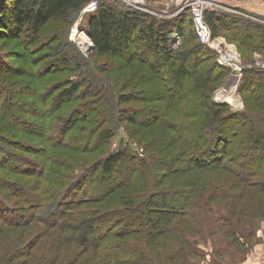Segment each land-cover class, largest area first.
Returning a JSON list of instances; mask_svg holds the SVG:
<instances>
[{
	"label": "trees",
	"instance_id": "trees-1",
	"mask_svg": "<svg viewBox=\"0 0 264 264\" xmlns=\"http://www.w3.org/2000/svg\"><path fill=\"white\" fill-rule=\"evenodd\" d=\"M89 1L0 0V37L15 38L16 35L21 36L24 33L27 38L22 41L21 53L23 57L29 58L31 53L35 52L34 42L42 39L45 42L40 40L38 45L44 46L43 51L40 54L38 51L32 61L40 62L45 57L51 59L39 72L42 75L38 76L44 77L41 80L27 81V78H21L14 72L3 77L0 85L8 88L0 89V122L14 124L11 114L31 109L36 104L34 97L41 96V100H44V97L51 95L59 100L49 112L29 110L35 120L20 121L27 126L17 128L16 132L12 131V137L4 135L7 128L0 123V154H6L5 157L10 159L11 163L7 165L0 159V188L5 191L0 192V228L5 231L8 226L16 225L15 227L19 226L23 230L27 225L20 226L16 222L19 221L18 218L24 216L25 222L37 220L53 225L64 242H76L79 246L76 247L75 254L84 255L91 252L93 255L89 257L91 260L83 264L93 263L94 256L98 255L101 259L114 252L117 254L111 264H157L147 249L157 251L155 243H163V237L174 230L176 217L187 212L186 204L191 195L187 186L194 181L185 177L180 181L181 185L176 181L177 185L170 188L172 185H168L164 180L184 173L188 176L189 171L193 170L199 172L223 170L236 179L233 185L250 187L264 196V127L260 126L261 122L259 124L258 118L253 117L250 112H230L225 103L218 104L211 99L215 88L213 82L223 79L227 74L229 76L231 69L220 65L216 60L217 53L208 44L199 40L193 15L188 9L159 19L130 8L118 0H101L98 9L87 14L89 15L87 32L93 41L95 53L105 55L113 62L124 57L121 58L126 62L122 63L124 66L136 58H145L138 54L139 51L133 50L139 40L145 39L152 49L158 50L165 57L168 68L165 73L167 86L166 92L159 89L160 96L167 95L168 99L179 104H173L176 110L170 114L167 109L148 110L141 123L165 125L167 122L166 128L169 133L163 134L166 142L171 144L181 142L185 147L178 150L174 157L164 152L162 158L155 160L148 156L140 158L120 149L95 158L96 160L91 163L90 157L86 154L96 148L103 150L107 148L115 133L108 124H102L101 121H97L95 126L88 123L78 124L87 118L85 114L80 117L75 112L78 109L75 106L81 104L77 103L78 99L86 96L83 103L87 104L93 99L90 96L95 95V99L100 96H97L100 93L98 88L92 89L90 86L88 90L83 89V85L94 83L95 87L97 85L95 82H98L99 78L94 74L89 76L87 68L82 67L81 59L79 60L75 53H70V44L64 33L65 27L72 21L71 14L78 10L82 11ZM53 19L61 21V26L54 28L43 39L45 29ZM205 19L214 37L219 35V28L223 27L245 46L253 49L264 47V24L259 21L246 17L242 19L239 14L213 8L205 11ZM173 34H178L184 39L182 47L172 48ZM54 38L58 41L53 45L50 42ZM2 55L0 52V65L2 63L5 66ZM192 56L196 57L192 70L182 67L181 65L186 64ZM32 61L30 69L36 64ZM71 64L72 67L69 66ZM98 66L102 69L101 64ZM151 68L156 71L153 65ZM66 69L71 73L64 79L44 83L45 77H48L46 74L51 72L52 78ZM6 70L10 69L0 68V73ZM254 75L252 69L245 68L243 90L248 89L252 99L260 100L264 106V80L262 77L255 80L258 75ZM185 80L189 81L188 85L194 96L199 98L197 121L187 117L193 115L192 111L183 109L182 103L178 102L179 98H186L182 90L188 89ZM116 84V82L113 84L115 89ZM135 87L137 88V83ZM18 88L21 89L20 92L15 93ZM177 88L179 90H176ZM125 98L123 101L128 102ZM120 115L121 118H131V123L138 120L137 113H131L130 110L121 109ZM167 118H171L172 122L166 121ZM37 121L45 125L44 130H39L46 141L43 144L42 139L35 137L38 135L36 131L29 128L32 122ZM49 126L50 129L47 128ZM22 133L25 134L23 141ZM50 135L51 140L48 139ZM10 146L17 149L22 147L33 155L40 152V165L35 162L40 166L39 170L33 171L32 166H29L33 164L32 157L21 151L18 153L11 151ZM81 160L89 163L80 162ZM131 162H134V165L130 166ZM16 163L31 164L25 168L16 166ZM161 165H166L168 170L164 172ZM126 167H128L126 184H121L122 180L114 183L109 181L118 175L122 168L127 169ZM82 184L84 185L81 187ZM120 186L132 190V194L121 193V200L124 199L127 204L123 208L90 211V208L85 207L88 204L108 203L110 194ZM78 187L82 188V193L87 196L81 197L80 194L73 196L74 190ZM133 190L142 192L150 190L152 194L142 203L135 205L134 196L131 197ZM224 191L218 190L217 193L223 194ZM235 194L236 197H240L243 192ZM67 196L79 198L69 201L65 206L62 201ZM11 197H18L19 201L12 203ZM79 206L83 210L75 214L74 209ZM103 222L108 224L107 228L99 225ZM26 230L22 232L27 234ZM130 236H141L153 242L151 244L144 242L141 245L137 237L130 239ZM102 248L107 250L101 251ZM24 250V247L15 248L14 252L12 249L0 259V264H14L16 253ZM25 253L29 256V251ZM30 257L25 258L26 262L25 260L22 262L26 264ZM105 263L108 262H101Z\"/></svg>",
	"mask_w": 264,
	"mask_h": 264
},
{
	"label": "rangeland",
	"instance_id": "rangeland-1",
	"mask_svg": "<svg viewBox=\"0 0 264 264\" xmlns=\"http://www.w3.org/2000/svg\"><path fill=\"white\" fill-rule=\"evenodd\" d=\"M183 5L184 2L179 3L178 0H148L145 7L154 12L152 15L159 19H164L177 11L185 12L186 9L192 14L191 8L184 7L182 9ZM80 11L81 10H78L71 14L72 21L65 27L64 33L70 44V53H75L76 57L81 59L79 60L82 62V67L87 68L89 76L94 74L99 78L98 82H95L97 83L95 87L93 85L94 83L88 86H86V83L83 85V89L89 90L90 86H92V89L98 88L100 93L97 94V96H100L95 99V95L92 97L90 94L89 96L93 99H90L87 104L83 103L86 96L78 99L77 103L81 104L75 106V108H78L75 112L80 117L83 114L87 117L78 122V124L81 123L83 125L88 123V125L94 124L95 126L97 121H101L100 123L102 124H108L115 133L108 142L107 148L104 150L102 148H96L94 151H90L89 154H86L90 157L89 161L92 163L97 158L103 157L104 154L120 149L127 150L132 155L139 156L140 158L148 156L153 160L159 157L162 158L164 152H168L167 154H172V157H174L175 153L185 146L181 142H176L175 144L166 142L163 134L169 133L166 128L167 122L165 125L141 123L143 116L147 113L146 111L167 109L170 114L172 111L174 113L175 107L173 104H179L172 99H168L167 95L163 97L160 96L161 93L159 89L166 92L167 86L165 83V73L168 71V68L165 57L161 55L158 50L152 49L151 45H149L145 39L139 40L137 42L138 44L133 48L134 51H139L138 54H142L145 58H136L132 62H127L124 66L122 63L126 62H124V59H121L124 57H120L113 62L105 55L96 54L94 48L91 46L93 42L85 47L78 35L73 36L74 27H77L80 32L84 31L89 35L87 32L89 15L81 18L82 11ZM239 17H242V19H244V17L250 18L247 15L244 16L241 14H239ZM259 22L264 24V21ZM60 23L61 21L59 20H51L45 29L43 39L46 35L50 34L54 28H59V26H61ZM230 34L231 33L228 32L227 29L223 27L219 28V35L214 38L218 45H215V49L211 47L217 53V56L225 54L230 58V62L232 61L234 64L237 63L243 66L242 81L236 89H233V95H227L229 100H237L240 105L228 101L224 103L229 107L230 112H250L253 117L258 118V123L261 122V124L259 123L260 126L264 127V106L260 100L252 99L248 89L243 90L245 68L252 69L253 72H255L254 76L258 75L255 77V80L256 78L258 79V77H262L261 79L264 80V47L253 49L252 47L245 46L240 40ZM26 38L24 33H22L21 36L16 35L15 38L0 37V52L3 53V61H5V66L1 63L0 68L13 70H6L0 73V84H2L1 82H3V77H5V75L13 72L21 76V78H27V81H33L34 79L37 81L38 79L41 80L44 78L38 76L42 75L39 72L45 68V63L51 59L45 57L40 60V62L32 61L33 56H35L38 51L39 54L43 51L42 48L44 46L38 45L40 40H43L37 39L34 42L33 46L35 52L31 53L29 58L27 56L23 57L21 53L22 47H20L22 46L23 39L25 41ZM56 41L58 40L54 38L50 43L54 45ZM182 43H184V39L180 38L178 34H173L172 48L178 49L182 47ZM232 53H236V56L233 57L231 55ZM72 60L76 61L74 58H72ZM195 60L196 57L192 56L186 64L184 63L181 66L192 70L194 62L196 63ZM31 61L33 64L36 63L33 69L29 68L32 67ZM99 64H101L102 69L99 68ZM152 65L155 67L156 71L151 68ZM69 66L72 67L73 64ZM69 66H66V68H69ZM34 72H37L36 75L38 77ZM70 73L68 69H66L50 78V74H52L50 72L46 74L48 77H45L44 83L49 84L56 79H64ZM74 74L75 73H73V75ZM231 74L230 70L229 76L227 74L223 79L213 82L215 88L212 91L211 99L214 102L218 104L223 103L221 100H218L216 93H219L221 90H224L223 92L232 90V88L229 87ZM115 82L117 83V89H115L113 85ZM188 82V80H185L188 89H182L187 99L179 98L178 102L182 103L181 107H183V109L192 111L193 115L187 117L196 119L197 121L199 118V98L194 96L192 93L193 90L188 85ZM136 83L137 88L135 87ZM6 88L8 87L0 85V89L4 90ZM20 90L21 89L18 88L14 92L18 93ZM176 90L179 89L177 88ZM26 91L29 90L26 89ZM151 91L153 93H150ZM43 93L42 91V95ZM124 98L127 99L128 102L123 101ZM33 99L36 104L29 109L30 111L35 109L49 112L51 107L56 105V103H58L57 101H59L51 95H48L46 98L44 97V100H41V96L34 97ZM6 104L8 105V103ZM121 109H125L126 111L130 110L131 113H137L138 120L136 123H131V118H121ZM29 110L20 111V113H18V111L15 114H11L14 124L0 122L7 128L5 132L3 131L5 136L12 137V131L16 132L17 128L21 129L23 126H27V124L21 123L20 121H27L28 119L32 121L35 120L32 117V113H29ZM262 116L263 118H261ZM185 118L186 117H183V119ZM166 121L172 122V119L167 118ZM69 125L68 123V126ZM44 126V124L41 125L38 121L32 122L29 125V128L36 131L38 134L35 135V137L40 140L42 139V144L46 141L42 136L43 134L40 135L39 130H44ZM47 128L50 129L51 127L49 126ZM23 136H25L24 133L21 135V141H23ZM161 136H163L162 140ZM48 139L51 140L52 136H48ZM3 144L5 145L6 143ZM9 149L17 153L21 151L32 157V165H29L31 163H16V166L28 167L29 165L32 166L33 171L37 172L39 170L41 160L40 152L33 155L32 153L26 152L22 147L17 149L10 146ZM5 156L6 154H0L1 161H5L7 165H10V159ZM211 157L212 154H210V158ZM89 161L81 160L80 162L89 163ZM35 162L39 163V165L37 163L35 164ZM132 165H134V162H131L130 166ZM126 168L127 169L122 168L118 175L112 177L109 181L114 183L117 180H122L121 184H126L125 182L128 181V167ZM161 168L164 172L168 170L166 165H161ZM187 175L188 176H186L185 173L174 175L175 178L171 177L164 180L168 185H172L170 188H172L173 185H177L176 181H179L178 185H181L180 181H183L182 179H185V177L193 179L194 181H192L190 186H187L191 193L189 202L186 204L187 212L180 217H176L174 230L163 237V243H155L158 249L157 251H154L153 248V251L147 249L154 258V261L157 264H264V196L250 187L243 188L241 185H233L236 179L227 171L212 170L199 172L193 170L189 171ZM12 178H14L13 175ZM84 184H82L81 187ZM81 189L80 187L75 189L73 196L77 194H80L81 197L87 196L82 193ZM223 189L225 193H217L218 190ZM131 191L130 188L120 186L110 194L111 198H109L110 201L108 203L105 202L102 205L88 204L85 207L90 208V211L93 209L104 211L113 208H123L127 204L124 199L121 200V193L132 194ZM133 191L134 193L131 197L134 196L133 202L135 205L140 202L142 203L148 195L152 194L150 190H146L145 192ZM241 191L243 195L236 197L235 193H241ZM0 192L4 193L5 191L0 188ZM116 194H119V196H114ZM77 198H79V196L74 198L67 196L65 200L62 201V204L66 206L69 201L72 202L73 200H77ZM10 201L15 203L19 200L18 197H11ZM82 210L81 206H79L74 209V213L78 214ZM24 219V216H22L18 218L19 221L16 223L20 226L21 224L27 225V227L25 226L24 228L25 230L27 229V234H24L22 232L24 229L22 230L19 226L15 227L16 225L8 226L6 230L9 229V234L5 232L6 230L4 231L0 228V259L11 252L12 249V252H14L15 248L20 249L24 247V251L16 253L17 257L14 256V264L18 262L21 263L25 258L30 256L26 264H83L91 260H89V257L93 256L91 252H87V254L84 255L75 254L74 251L79 245H77L76 242H64L59 231L56 230L53 225L37 220L25 222ZM99 225H102L104 228L108 227V224L104 222ZM135 237L138 238L137 240H139L138 242H140L141 245H143L144 242L150 244L153 242V240L150 241L147 238L143 239L141 236ZM135 237L130 236L129 238L135 239ZM105 250L107 249H101V251ZM28 251L29 256L28 253H25ZM21 253L25 254L21 255ZM116 254L117 253L114 252L113 254L101 257V259L98 255L94 256L95 258L92 257L94 258V262L90 264H101V262L104 263V261L108 262L105 264H111L110 262L115 258ZM21 264L24 263L22 262Z\"/></svg>",
	"mask_w": 264,
	"mask_h": 264
},
{
	"label": "built area",
	"instance_id": "built-area-1",
	"mask_svg": "<svg viewBox=\"0 0 264 264\" xmlns=\"http://www.w3.org/2000/svg\"><path fill=\"white\" fill-rule=\"evenodd\" d=\"M100 1L101 0H90L83 7L81 18H83L85 15L92 13L95 10H97L99 5H100ZM118 1H121L126 6L133 8V9H136L138 11H142L144 13L151 14V15L154 13L153 11H151L145 7V4L148 3V0H118ZM178 1H179V3L184 2L182 9L184 7L185 8H187V7L191 8L192 14H193V21H194L195 29H196L197 35L199 37V40L203 43L208 44L212 48L216 47L215 45H218V43H216V41L214 39L215 37L212 34V30H211L209 24L207 23V21L205 19V11L208 8H212L214 5H216L214 0H178ZM232 10L235 11L236 13L241 14V15H244V16L247 15L248 17H250L251 19H254L256 21H261V22L264 21V18L254 16V15H251V14L246 13V12H241V11H237L234 9H232ZM75 29L78 31V28L74 27L73 28V36H76V33L74 31ZM86 38H88L87 39L88 42L90 44H92L93 41H92L91 37L86 34ZM216 60L220 65L229 67L231 69V73H232L230 76V85H229V87L232 88V90L231 91L227 90L226 92H223L224 90H221L219 93H216L218 100H221L223 103L228 101L231 103L235 102V104L240 105L237 102V100H235V101L229 100L227 95H229V94L233 95V93H232L234 91L233 89H236V87L242 81V79H243V76H242L243 75V66L239 65L237 63L234 64L232 61L230 62V58L225 54L218 55Z\"/></svg>",
	"mask_w": 264,
	"mask_h": 264
},
{
	"label": "crops",
	"instance_id": "crops-1",
	"mask_svg": "<svg viewBox=\"0 0 264 264\" xmlns=\"http://www.w3.org/2000/svg\"><path fill=\"white\" fill-rule=\"evenodd\" d=\"M216 5L212 8L235 13L234 10L250 12L256 16L264 17V0H214Z\"/></svg>",
	"mask_w": 264,
	"mask_h": 264
},
{
	"label": "bare ground",
	"instance_id": "bare-ground-1",
	"mask_svg": "<svg viewBox=\"0 0 264 264\" xmlns=\"http://www.w3.org/2000/svg\"><path fill=\"white\" fill-rule=\"evenodd\" d=\"M74 31H75L76 35L79 36L81 42L83 43V45H84L85 47H87V46L90 45V43L87 42L86 34H85L84 31L80 32L79 30L77 31L76 29H75ZM231 55H232L233 57H235V56H236V53H232Z\"/></svg>",
	"mask_w": 264,
	"mask_h": 264
},
{
	"label": "water",
	"instance_id": "water-1",
	"mask_svg": "<svg viewBox=\"0 0 264 264\" xmlns=\"http://www.w3.org/2000/svg\"><path fill=\"white\" fill-rule=\"evenodd\" d=\"M92 48H93V45H92Z\"/></svg>",
	"mask_w": 264,
	"mask_h": 264
}]
</instances>
